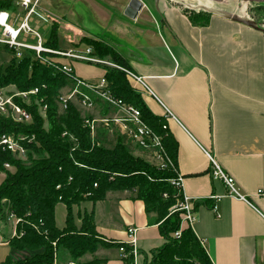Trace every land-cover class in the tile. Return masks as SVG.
I'll return each mask as SVG.
<instances>
[{
	"label": "crops",
	"instance_id": "obj_1",
	"mask_svg": "<svg viewBox=\"0 0 264 264\" xmlns=\"http://www.w3.org/2000/svg\"><path fill=\"white\" fill-rule=\"evenodd\" d=\"M138 1L142 7L134 19L125 16L130 0L93 1L88 7L94 23L104 16V6L114 13L106 14L101 38L80 33L116 50L156 97L139 92L151 114L165 120L176 143L182 194L197 205L190 229L210 262L264 264V34L232 20L246 19L235 13L239 6L229 10L218 3L206 24H194L178 6ZM71 65L76 78L90 83L105 73L98 65ZM207 152L247 202L229 197L223 184L211 178ZM59 207L64 220L66 211L55 207V224L62 229ZM82 209L93 210L97 235L114 245L97 251L101 264H124L116 245L127 242L128 228L136 229L140 258L164 243L157 225L148 224L142 201L130 192L107 193ZM9 250L0 246V264L10 259Z\"/></svg>",
	"mask_w": 264,
	"mask_h": 264
},
{
	"label": "trees",
	"instance_id": "obj_2",
	"mask_svg": "<svg viewBox=\"0 0 264 264\" xmlns=\"http://www.w3.org/2000/svg\"><path fill=\"white\" fill-rule=\"evenodd\" d=\"M256 5L263 7L264 4ZM17 10L12 0H0V12L7 11L12 15ZM209 16L192 14L188 18L191 23L206 24ZM248 20L264 30L256 21ZM66 29L74 31L69 26ZM57 32L53 26L44 44L46 48L58 50ZM78 44L93 50L92 55L98 59L109 58L119 68L129 70L107 44L84 37ZM0 49L12 56L6 68L0 65V89L13 86L19 93L37 90L35 95H30L28 104L14 100L30 114L31 123L18 124L0 116V137L26 138L19 142L27 156L24 162L17 161L10 152L0 150V173L5 175L0 184V218L6 220L7 215L14 214L20 220L17 237L11 239L9 248L28 252L30 256L13 264H52L54 259L76 264H101L103 260L94 257L89 262L81 261L86 255L94 256L101 244L93 223V210L88 212L82 207L83 204L95 206L111 192L132 193L142 201L148 224L157 225L164 243L150 253V264H212L190 227L181 228V213L173 211L176 203L182 200L181 193L170 182L177 178L176 143L167 132L165 120L151 114L125 73L103 67L107 90L114 98L140 111L151 132L162 138L163 149L174 169L160 170L134 157V151L141 150L122 135L114 123L105 127L96 121L92 130L85 121L93 119L83 117L73 102H67L63 107L62 92L74 90L75 83L63 75L58 66L44 64L30 51H24L17 59L8 45L0 44ZM89 96L102 118L112 117V107L94 94ZM43 106L46 109L44 118L39 109ZM45 124L47 129L43 128ZM5 165L14 168V172L6 171ZM163 194H167L166 199ZM58 204L66 211L62 229L55 224ZM76 220H79V226L74 224ZM179 230L180 237L176 239L173 233ZM113 246L108 244L106 248ZM119 246L117 243L116 248ZM123 262L132 264L131 256ZM5 264H11V261L8 259Z\"/></svg>",
	"mask_w": 264,
	"mask_h": 264
},
{
	"label": "built area",
	"instance_id": "obj_3",
	"mask_svg": "<svg viewBox=\"0 0 264 264\" xmlns=\"http://www.w3.org/2000/svg\"><path fill=\"white\" fill-rule=\"evenodd\" d=\"M39 2L40 0H18L16 1V8L22 9L24 11V15L18 23L17 27H13L10 24L11 14L7 11L0 12V44L8 45L9 48L13 49L15 54V58L20 59L23 56L24 51L33 52L35 57L40 59L44 64L47 65H55L58 66V69L63 73V75L69 77L75 83V88L72 91H67L63 97L60 99L63 107L67 102H72L74 99L78 105L83 107H94L91 101L89 94H94L96 97L100 98L107 105L112 107L114 113L118 114L115 117H105L94 119L93 121H85L86 125H89L91 129L93 128L94 123L101 122L105 125V127L109 126V123H114L120 129L122 135H126L133 144L140 149L143 153L149 154L160 164L155 167L164 170L168 167L174 169V165L167 157L165 150L162 146V138L157 134L151 132L148 126L141 118V113L138 109L130 104L125 103L117 98H114L111 93L107 90V84L104 78H101L97 83H90L83 79H78L74 76L72 63H62L61 61L70 60L74 62H79L87 65H109L108 63H104L99 60L97 57L93 56V50L90 48H85L82 51H73V50H52L45 47V39L41 36V34L33 29L30 26V21L33 19V16L39 15ZM41 16V15H40ZM43 23L45 22L43 18H39ZM31 35L35 38V43L30 44L24 42V40L20 36ZM46 55L44 58L43 55ZM112 68L123 71L129 81L139 88H134L136 92H140L141 94H148L150 97L156 99L153 92L149 90L145 81L142 77H138L132 74L129 70H124L117 66L111 65ZM80 88L84 89L82 91ZM36 91L30 92H21V93H13L8 95L5 93L4 89H0V116L5 117L6 119L10 118L14 123L18 124H26L31 121L30 114L19 107L15 103V99H20L22 102H29L30 95H35ZM7 94V95H6ZM157 100V99H156ZM159 103V102H158ZM160 104V103H159ZM40 111L45 113V107H40ZM169 114V113H167ZM93 130V129H92ZM24 139H14L12 136H1L0 137V150L7 151L13 154L15 157L24 158L26 156L24 148L20 145V141ZM208 161H210V176L214 181H218L223 184L226 195L236 199L238 201L247 202L245 196L240 194L239 189L236 187V183L234 179L225 174L218 162L210 155L208 152L205 153ZM155 165V164H154ZM4 168L9 169L7 165ZM1 174V173H0ZM175 179L171 180V184L173 187L179 191L182 195V200L178 201L173 207V211L180 212V220H181V228L185 225L191 227L195 220L194 213V205L192 201L186 198L181 191V177L176 174ZM163 198H167V194H163ZM219 200V197L212 196L210 200ZM13 220L15 222V229L11 235L8 237H4L3 232L0 229V246H9V243L12 238L17 237V224L21 223L19 219H17L14 214L7 215L6 220H2L0 218V224L2 222H9ZM136 229L128 228L126 231L127 242L120 243L119 248L117 249L120 253L121 260L124 261L128 256L132 258V264H137V259L140 257L139 250L137 248V239H136ZM174 238L178 239L180 237V230L173 233ZM201 244V243H200ZM54 246V245H53ZM127 249V250H126ZM52 264H76L73 261L67 262H59L57 259L52 262Z\"/></svg>",
	"mask_w": 264,
	"mask_h": 264
},
{
	"label": "rangeland",
	"instance_id": "obj_4",
	"mask_svg": "<svg viewBox=\"0 0 264 264\" xmlns=\"http://www.w3.org/2000/svg\"><path fill=\"white\" fill-rule=\"evenodd\" d=\"M12 1H13V4H16V1H18V0H12ZM93 1H95V0H40L39 7H38V9L40 10L38 12L39 15L33 16V19L30 21V26L33 29L37 30L41 34V36L44 37L45 41L48 39V35L50 33V30L54 26L58 30L57 41H56V43H57L56 45L58 47V50H61V51H66V50L82 51L86 46H84L83 44H80V45L78 44L80 42L81 38L84 37V38L90 39V40H94V39L83 35L82 33H80V30L81 31L84 30V32L89 33V36H91V37L94 35H97L98 37L101 38L102 36L105 35V33L102 29L106 26V22H105L106 14L107 13L108 14L114 13V11L112 9H110V7L108 8V7L104 6L105 10L101 9L102 14L104 15L103 16L104 21H102V19H103V17H102V18H100V20H97L98 22L94 23L93 21H91L92 19L90 18V15H89V12H91V10H90V7H88V6H90V4ZM163 2L166 3V5H171V6L173 5L175 7L178 6L182 11L187 13V15L196 14L197 16L200 17L202 15L210 14V12L207 10L206 11H198V10H194V9L190 8L189 4H187L188 0H163ZM220 3L223 5V7H226L229 10H234L235 7H238V6L241 7V5H245L244 14L246 16V20L248 21V19L250 18V19L256 21L258 24L262 25V27H264V5H263V7H260V6H257L256 4H251V3L241 4V3L226 2V1H221ZM111 8H113V7H111ZM23 13H24V11L22 9H18L16 14L11 15L10 24L13 27L18 26L19 21L21 20L22 16L24 15ZM118 13H119V11H118ZM39 18H43L45 22L43 23ZM66 26L73 28L74 31L73 32L67 31ZM0 33H1V30H0ZM26 36H28V37H25V38H22V36H20V37L24 40V42H27V43L29 42V43L34 44L35 38L31 35H26ZM0 38H2V37H0ZM110 43H112V44L114 43V45H116V46H120L122 44V42L120 44H117V40H115V41L112 40V42L110 41ZM113 52L118 57H120L119 54L116 52V50H113ZM45 56L46 55L44 54L43 57L45 58ZM11 59H12L11 54L4 53L0 49V65L3 68H6V66L8 65V63L10 62ZM99 60H101L102 62H104L106 64L107 63L109 64L107 66L106 65H100L101 67H111L110 64L117 66L109 58L99 59ZM65 62L78 64L77 62L70 61V60H66ZM123 63H125V65H127V63L125 61ZM122 69H124V68H122ZM124 70H127V69H124ZM75 74L77 76L78 72L76 71ZM4 91H5V93L7 92L8 95L13 94L15 92L19 93L13 86H8L6 89H4ZM65 93H66V89L63 90L62 94H65ZM28 97H30V96H28ZM17 100H20V99H17ZM72 102L75 105V107L78 108L79 112H81V115L83 117H86V119L89 118V119L94 120V119L100 118L98 108H96L95 106L94 107H83V106L78 105V103L74 99H72ZM25 103L28 104L29 102H27V100H26ZM40 115L44 118L45 113L40 111ZM117 115L118 114L114 113L112 115V117H115ZM29 123H31V121ZM29 123H26V124H29ZM43 128L47 129L46 124L44 125ZM17 138L18 139H26L24 136L23 137L17 136ZM133 156L136 158H141L142 160H144L146 163H148L149 165H151L153 167L160 164L158 161H156L149 154H145L139 150L134 151ZM26 158H27V156H25L24 158L15 157V159L17 161H20V162H24L26 160ZM6 171H8L9 173H13L14 168L9 167V169H6ZM4 178H5V175L0 174V184L2 183ZM58 209H59V215L57 217L58 224L63 225L64 217H63V215H61L63 210H61V207H59ZM74 224H78V223H76V221H75ZM15 227H16L15 222L13 220H11L9 222L4 221L0 224V229L3 232L4 237H8L9 235H11L12 232L14 231ZM98 240H99V242H101V244H99L98 249H101V250L106 249V245H108V242L104 241L101 237H99ZM9 251L10 252L8 253V256L10 257L9 260L11 261V264H13L14 262H17V261L24 260L29 256L28 252L27 253L26 252H17L13 249L12 250L10 249ZM87 256H89V257H87ZM99 256H101V255H99ZM99 256L86 255L85 258H83L81 261L89 262L92 260L93 257L95 259H99ZM150 263H151V255L150 254H147L142 258L138 257V259H137V264H150Z\"/></svg>",
	"mask_w": 264,
	"mask_h": 264
},
{
	"label": "water",
	"instance_id": "obj_5",
	"mask_svg": "<svg viewBox=\"0 0 264 264\" xmlns=\"http://www.w3.org/2000/svg\"><path fill=\"white\" fill-rule=\"evenodd\" d=\"M204 1H209L211 3H220L221 1H226V2H239L241 4H264V0H204ZM142 5L139 3L138 0H130L129 4H128V8L125 12V16H127L130 19H134V17L136 16V14L140 11ZM233 21L237 20L238 22L244 24L247 27H251L253 29L259 30L264 34V30L259 29L256 24L252 21H247L246 19H240V18H233Z\"/></svg>",
	"mask_w": 264,
	"mask_h": 264
},
{
	"label": "bare ground",
	"instance_id": "obj_6",
	"mask_svg": "<svg viewBox=\"0 0 264 264\" xmlns=\"http://www.w3.org/2000/svg\"><path fill=\"white\" fill-rule=\"evenodd\" d=\"M187 4H189L190 8L198 11H215V9L218 8L216 3H211L204 0H188ZM244 11L245 5H241V7H239V9L235 13L241 17L246 18Z\"/></svg>",
	"mask_w": 264,
	"mask_h": 264
}]
</instances>
